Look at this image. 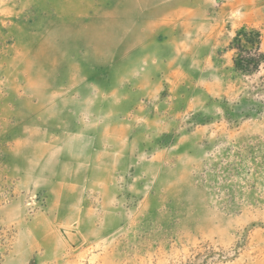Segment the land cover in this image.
Masks as SVG:
<instances>
[{
	"label": "rangeland",
	"instance_id": "374dc122",
	"mask_svg": "<svg viewBox=\"0 0 264 264\" xmlns=\"http://www.w3.org/2000/svg\"><path fill=\"white\" fill-rule=\"evenodd\" d=\"M241 29L264 0H0V264H264Z\"/></svg>",
	"mask_w": 264,
	"mask_h": 264
},
{
	"label": "trees",
	"instance_id": "16d2710c",
	"mask_svg": "<svg viewBox=\"0 0 264 264\" xmlns=\"http://www.w3.org/2000/svg\"><path fill=\"white\" fill-rule=\"evenodd\" d=\"M234 65L241 71L250 72L258 70L264 63V51L260 48V34L258 31L241 29L233 40Z\"/></svg>",
	"mask_w": 264,
	"mask_h": 264
},
{
	"label": "bare ground",
	"instance_id": "6f19581e",
	"mask_svg": "<svg viewBox=\"0 0 264 264\" xmlns=\"http://www.w3.org/2000/svg\"><path fill=\"white\" fill-rule=\"evenodd\" d=\"M66 29H67V30H69V28H68V27H66Z\"/></svg>",
	"mask_w": 264,
	"mask_h": 264
}]
</instances>
